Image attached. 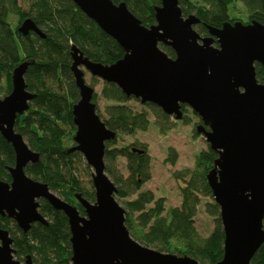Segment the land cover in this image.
Listing matches in <instances>:
<instances>
[{
    "label": "water",
    "instance_id": "obj_1",
    "mask_svg": "<svg viewBox=\"0 0 264 264\" xmlns=\"http://www.w3.org/2000/svg\"><path fill=\"white\" fill-rule=\"evenodd\" d=\"M72 1L125 51L116 62L104 64L85 56L76 45L71 47L80 99L73 106L75 145L69 151L81 152L91 166L95 201L75 194L84 208L82 215L47 183L27 175L26 167L40 155L15 127L35 97L27 88L29 62L24 61L12 72L10 93L0 98V133L16 154L15 165L8 169L11 181L0 179V216L15 220L24 232L34 223L48 225L40 211V200H47L68 217L71 264H201L189 255L145 246L131 235L125 209L115 197L116 185L105 170L106 142L117 132L97 113L95 88L85 78L86 69L175 120L185 115L183 104L199 116L196 131L218 154L207 173L225 232L223 258L216 264H251L264 244V83L256 71V63L264 67V24L228 21L210 27V34L203 36L194 28L200 19L192 13L184 16L180 0H160L156 24L151 26L143 25L124 1ZM18 31L46 36L31 17ZM161 44L170 46L176 56H169ZM131 151L144 152L136 147ZM15 254L9 230L0 227V264H34L30 255L21 261Z\"/></svg>",
    "mask_w": 264,
    "mask_h": 264
},
{
    "label": "trees",
    "instance_id": "obj_2",
    "mask_svg": "<svg viewBox=\"0 0 264 264\" xmlns=\"http://www.w3.org/2000/svg\"><path fill=\"white\" fill-rule=\"evenodd\" d=\"M21 1L29 3L30 8H22ZM113 1L126 2L143 25L156 24L155 8L160 5V0ZM236 1H241L246 7V21L231 16L230 9ZM179 4L184 16L192 13L200 19L194 28L203 36L210 34V27H221L228 21L239 20L246 24L258 21L264 24V0H180ZM16 16L18 20L14 25ZM27 17L35 21L45 37L34 32L24 36L18 31ZM72 45H76L91 60L104 64H112L125 54L119 42L104 32L72 0H0V83L5 81V86H0V98L10 93L12 72L24 61L29 62L25 74L27 88L35 94L29 110L18 116L15 126L31 149L40 155L39 160L29 164L25 171L33 179L47 183L53 192L77 206L85 215L75 194L81 193L94 202L95 189L91 179L92 168L83 154L77 150L69 151L75 145L73 106L80 99L71 70ZM161 48L169 56H176L170 46L161 44ZM256 71L258 81L264 83V67L260 63H256ZM101 99L104 101L102 108ZM131 100L138 99L127 96L111 82H103L101 92L95 91L93 96L97 113L108 128L117 132L114 140L106 142L105 170L116 185V199L121 200L125 209L126 226L133 238L145 246L162 252L189 255L201 264L218 263L224 254L225 232L219 205L207 181V173L214 167L217 152L208 146L197 155L193 169L174 172V176L183 182L180 186L182 199L180 205L167 209L165 197H157L152 190L141 189L152 177L146 144L135 142L128 146H115L119 137L146 131L150 126L149 111L135 110L128 104ZM144 107L154 114V123L161 134L174 128L173 117L155 104L146 103ZM182 110L188 112L189 107L183 104ZM192 113L199 118L194 111ZM182 121L190 123L191 118L185 114ZM133 147L144 152H132ZM119 157L128 160L127 176L116 165ZM167 160L173 165L176 163L174 148H170ZM15 162L12 144L0 133L1 180L11 181L8 169ZM85 173L89 176L87 182L81 178ZM204 197L211 199L204 205L215 222L208 236H203L195 224ZM40 203V211L47 218L48 225L34 223L30 230L24 232L12 218L0 216V227L9 230L17 259L22 261L30 255L34 264H71L68 217L47 200L41 199ZM251 264H264V244L253 256Z\"/></svg>",
    "mask_w": 264,
    "mask_h": 264
},
{
    "label": "rangeland",
    "instance_id": "obj_3",
    "mask_svg": "<svg viewBox=\"0 0 264 264\" xmlns=\"http://www.w3.org/2000/svg\"><path fill=\"white\" fill-rule=\"evenodd\" d=\"M191 1L201 2L202 0ZM20 4L24 9L30 8V4L25 1H21ZM232 6L230 9L231 16L233 18L246 21L248 13L244 4L241 1H236ZM17 20L16 16L14 18V25ZM84 71L87 82L94 85L95 91L100 93L103 81L92 76L86 69H84ZM0 86H5L4 80L1 81ZM128 104L135 110L147 109L149 111L151 123L146 131H137L132 135H123L119 137L115 146H128L135 142L146 144L148 154L151 158L152 177L149 181L143 184L141 189H149L152 190L157 197H165V206L167 209L172 206L180 205L182 199L180 186L183 182L174 176V172L185 169H193L199 152L207 149L209 146L205 137L196 133V126L199 124V118L195 117L192 113V109L189 108V111L184 113L190 116V123H184L182 120H175L173 118L175 120L174 128L166 134H161L154 123L155 116L149 108L144 107V104L142 105L139 100H131ZM103 105L104 101L101 99V108ZM170 148H174L177 152V161L174 165L167 160ZM127 162L128 160L126 157H119L116 160V165L119 168V171L125 176L129 174ZM81 178L87 182L89 176H86L85 173ZM118 201L121 205V200ZM208 201H211L209 197L203 198L199 211L195 217L196 227L203 236H208L213 231L215 226L214 218L206 211L204 205L205 202Z\"/></svg>",
    "mask_w": 264,
    "mask_h": 264
}]
</instances>
